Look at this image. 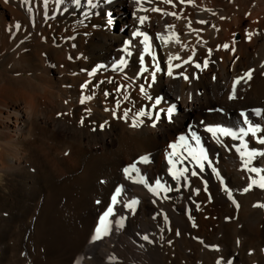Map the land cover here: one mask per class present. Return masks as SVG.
<instances>
[{
  "label": "bare ground",
  "instance_id": "1",
  "mask_svg": "<svg viewBox=\"0 0 264 264\" xmlns=\"http://www.w3.org/2000/svg\"><path fill=\"white\" fill-rule=\"evenodd\" d=\"M241 113L264 126V0H0V264H264V132L207 130Z\"/></svg>",
  "mask_w": 264,
  "mask_h": 264
},
{
  "label": "snow or ice",
  "instance_id": "2",
  "mask_svg": "<svg viewBox=\"0 0 264 264\" xmlns=\"http://www.w3.org/2000/svg\"><path fill=\"white\" fill-rule=\"evenodd\" d=\"M5 2L7 3L8 0H5ZM26 2H27V0H26ZM44 2H45V5H46L47 4V0H44ZM75 2H76L77 5H79L81 3V0H75ZM88 2L91 3V0H88ZM161 2H166L168 4H172L173 3V0H161ZM184 2H185V0H180V3L181 4H183ZM151 10L152 11H156V12H161V9L158 8V7L153 8ZM166 14L173 15V16H176L177 15V13H175V12L166 13ZM147 19H148L147 16H141V17H139L140 24L143 25ZM200 23H206V21H200ZM15 28L16 29H21L22 26L20 24H16L15 25ZM134 35H136L137 37L143 36V38H144V51L145 52H149L150 51V45L147 43L148 40H149V36L146 33L142 32V31H139V30H137L134 33ZM250 38H251V34H249V39ZM223 47L227 49L230 46L227 45V44H225V45H223ZM209 51H211V50H209ZM129 55H131V53H129ZM140 59L143 60L144 58L141 56ZM174 59H180V57L179 56H175ZM120 63L123 65V64L126 63V61H123L122 60ZM185 63H188V61L186 60ZM207 66H208V63H207V61H205L204 62V67L206 68ZM177 67H179V65H177ZM196 67L199 68L200 67V64H197ZM145 70L147 71V69H145ZM156 71L159 72L160 71V68L157 67ZM253 71L254 70L248 71L245 74L244 77H241V78L237 79L235 81V83L237 85H239V84H241L242 81L251 80L252 77H253ZM168 75H170V76L172 75V71L171 70L168 72ZM184 78L185 79H188L187 76H185ZM83 87L87 88L88 85L85 84V85H83ZM140 91H144V89L141 88ZM91 98H92L91 96L85 97V99H89V100ZM124 99H128V97H124ZM83 102L84 101L82 100L81 103H83ZM156 103L159 104L160 101L157 100ZM174 111H175V108H169L167 110V113H168L169 118L171 117V114ZM145 115H146L145 112H139V116L144 117ZM241 115L243 117V123L247 125V130L245 128H243V127H241L238 132H234V131H232V130H230L228 128H223V127L222 128H212V127H209L207 130H208V132L212 133L213 136H217V133H219V134H222V135H225V136H229V137H232V138H238L240 136H243V137L251 136L253 139H257L258 138L257 137V134L264 132V126H261L258 123L252 122L250 120L249 115L246 114V113H241ZM261 115H264V113H261ZM123 116L125 118L129 117V111H124L123 112ZM139 123L140 122H137V124H133L132 126L133 127H136V126H138ZM193 135L195 136L194 133H193ZM180 139L183 141V140H185V137L182 136ZM217 139H218V137H217ZM196 142L199 143V137H196ZM250 142L251 141H249V143ZM258 142H259L260 145L264 146V138H258ZM248 146H249L248 143H246L245 144V148H248ZM173 148H175V145H173ZM237 151H239V149H237ZM245 155H247V157H248V159L245 160V167H246V169L248 171H250L252 173H261V172H264V168H262L260 166V165H264V159H260V158H264V151L257 152L255 150H251V151H248L247 153L241 152V156L242 157L245 156ZM201 157H202V162H200L199 167H200L201 170H203L204 169V166H205V162H208L209 161V157L206 154L203 153V150H201ZM252 157H257L260 160V165H254V166H252V167L249 168L248 165L251 164V163H253ZM142 161L146 163L147 162V157L142 158ZM139 171H140V169L137 167V164L136 163H133L130 167H126L124 169V172L129 175V178H131V176H132L133 173H138ZM186 171H187V169H184L180 173H177L176 171H173V176L176 179L179 180L183 176V172H186ZM191 175L192 176H196V175H198V173L196 171H192L191 172ZM138 182L141 183V184L145 183L144 177L141 176V178H140V180ZM155 183H156V188H162V187H164L161 184L160 181H156ZM252 186H258L259 188L264 189V174L260 175L258 180L256 178H253L251 180V182H250V185L248 187H245L244 188V191L245 192L249 191ZM156 188H153L151 190L153 192H156ZM165 190L170 191V189H165ZM157 194H159V193H157ZM113 200H116V197L115 196L113 197ZM137 203H138V201L133 200L127 206H128L129 209H131ZM258 206L264 207V205H258ZM112 211H113V209L112 208H109L107 210V213L105 214V216H107V214L108 213H111ZM100 224L104 225V235H107L108 232H109V226L106 224V221H105V218L104 217L101 218ZM120 226L123 227L122 221L120 222ZM95 231H96V237L95 238L97 240H99L101 238V228L100 227H97V229ZM177 234H179V233H177ZM144 239L145 240H148L149 238L147 236H145Z\"/></svg>",
  "mask_w": 264,
  "mask_h": 264
},
{
  "label": "rangeland",
  "instance_id": "3",
  "mask_svg": "<svg viewBox=\"0 0 264 264\" xmlns=\"http://www.w3.org/2000/svg\"><path fill=\"white\" fill-rule=\"evenodd\" d=\"M115 26H116V23H115ZM120 27V26H119Z\"/></svg>",
  "mask_w": 264,
  "mask_h": 264
}]
</instances>
